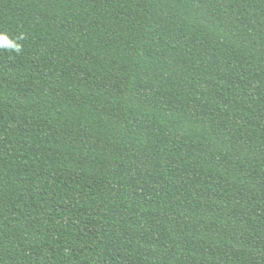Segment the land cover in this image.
Listing matches in <instances>:
<instances>
[{"label": "trees", "instance_id": "16d2710c", "mask_svg": "<svg viewBox=\"0 0 264 264\" xmlns=\"http://www.w3.org/2000/svg\"><path fill=\"white\" fill-rule=\"evenodd\" d=\"M0 264H264V0H0Z\"/></svg>", "mask_w": 264, "mask_h": 264}, {"label": "clouds", "instance_id": "9594fccd", "mask_svg": "<svg viewBox=\"0 0 264 264\" xmlns=\"http://www.w3.org/2000/svg\"><path fill=\"white\" fill-rule=\"evenodd\" d=\"M13 47L15 48V50L18 52L20 50L19 45H13Z\"/></svg>", "mask_w": 264, "mask_h": 264}]
</instances>
